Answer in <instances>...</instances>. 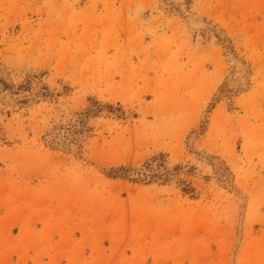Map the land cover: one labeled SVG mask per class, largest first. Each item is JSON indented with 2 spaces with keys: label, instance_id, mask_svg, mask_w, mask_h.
<instances>
[{
  "label": "rangeland",
  "instance_id": "obj_1",
  "mask_svg": "<svg viewBox=\"0 0 264 264\" xmlns=\"http://www.w3.org/2000/svg\"><path fill=\"white\" fill-rule=\"evenodd\" d=\"M0 264H264V0H0Z\"/></svg>",
  "mask_w": 264,
  "mask_h": 264
}]
</instances>
